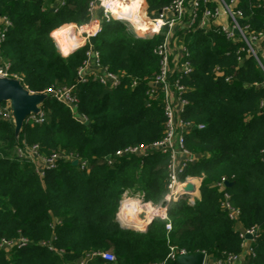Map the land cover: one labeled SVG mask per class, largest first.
Wrapping results in <instances>:
<instances>
[{"label": "trees", "instance_id": "1", "mask_svg": "<svg viewBox=\"0 0 264 264\" xmlns=\"http://www.w3.org/2000/svg\"><path fill=\"white\" fill-rule=\"evenodd\" d=\"M170 1L144 0V7L153 15ZM52 3L0 0V15L10 21L0 45L1 61L30 91L74 85L78 98L71 110L46 94L40 104L43 121L23 122L17 133L13 121L0 115V240L27 239L24 246L0 249V264H79L82 259L105 264L100 256L87 258L97 251L111 252V264H149L162 261L170 247L224 259L242 251L238 227L256 229L247 264H264V73L256 61L249 55L238 61L241 43L215 30L196 29L187 35L191 71L181 79L188 87L182 117L203 127L184 136L185 147L199 155L184 176L201 178L199 198L193 205L185 196L168 203L169 231L158 218L136 229L116 219L123 193L129 188L141 192L144 201L161 204L168 157L154 153L142 163L123 158L109 175L104 156L163 136L162 105L147 94L148 81L158 70L152 49L162 35L142 37L125 20L102 21L92 45L120 84L100 98V83L75 81L87 46L64 55L51 35L63 31L62 24L87 22L88 0ZM239 7L242 24L264 26L262 0H239ZM133 79L137 83L130 88ZM6 104L0 102V109ZM23 143L36 144L44 157L58 151L76 154L87 160L88 169L60 158L40 176L27 158L16 156ZM222 178L232 185L219 186ZM224 193L239 211V222L221 209Z\"/></svg>", "mask_w": 264, "mask_h": 264}, {"label": "built area", "instance_id": "2", "mask_svg": "<svg viewBox=\"0 0 264 264\" xmlns=\"http://www.w3.org/2000/svg\"><path fill=\"white\" fill-rule=\"evenodd\" d=\"M63 1L52 0V7L62 5ZM117 1L119 0H88L87 10L90 17L87 22L62 24L60 25L62 28L66 27L63 28L64 32L58 36L53 35L51 32V35L61 52H65L76 43L87 46L85 57L76 71V82L94 80L100 83L103 89L111 91L120 84V78L116 73L110 71L107 66L101 64L99 53L93 47V42H91V38H95L100 32L102 21L122 19L127 21L136 34L142 37L153 38L162 35V40L152 49V53L158 59V70L152 79L148 81L147 94L152 98H158L162 105L165 117L163 136L150 143L126 146L107 154L104 156V163L108 169H114L115 165L123 158L136 157L142 163L144 158L154 153L167 155V192L162 203L157 206L152 205L147 212H143L142 217L129 220L133 221L131 227L141 228L152 218H158L165 221V230L169 231L171 224L167 217L168 203L185 196L187 203L193 205L198 199L195 195L199 189V185L191 180L193 176H184L185 169L194 164L199 158L198 154L191 153L185 147L184 136L193 128L200 129L203 127V124H194L182 117L184 107L188 104V100L183 97V93L188 90V87L181 83V79L191 71V64L188 60L190 53L186 37L196 29L220 32L227 40L241 43L236 51L238 61L243 59V55H249L264 73V44H262L264 26L251 29L248 24L240 22L244 18V13L239 7V0H171L168 4L161 6L153 15L147 14L144 0H125L121 6H115ZM262 1L264 3V0ZM137 22L142 23L146 30H139L138 25H136ZM9 25L10 21L7 16L0 15V45ZM214 71L221 72L218 66L214 67ZM3 77L20 81L17 74L10 71L9 64L0 59V78ZM230 80V76L225 77V81L230 82ZM136 83L137 80L133 79L129 87H134ZM74 89V85L50 86L39 93H45L63 101L73 110L78 103ZM0 115L12 120L8 103L5 107H1ZM80 118L83 121L86 120L83 115H80ZM42 121L43 115L40 111L37 114L28 115L24 123L34 124ZM15 154L19 158H27L34 165L35 172L40 176L44 170L52 168L60 158L72 162L76 161L81 169H88L87 160L80 159L76 154H64L58 151L44 157L38 152L36 144L27 145L23 143L21 146L16 147ZM224 181L226 179L222 178L218 185L224 187ZM187 185L191 186L190 190L185 189ZM220 206L230 219L239 222V211L229 203V194H223ZM122 213H116V219L121 223L128 219L121 217ZM237 229L242 239V251L239 254H229L224 259H211L204 253L203 264H232L241 261L247 264L253 254L251 241L255 236L256 229L254 227H238ZM247 235L250 238H247ZM26 242L27 239L21 235L15 239H1L0 249L8 251L24 246ZM183 253L186 252L170 247L168 254L162 261L149 264H166L168 260H175L178 254ZM94 256H100L105 264H111L115 260L114 255L109 251H97L87 256V258ZM79 264H87L86 259H82Z\"/></svg>", "mask_w": 264, "mask_h": 264}, {"label": "water", "instance_id": "3", "mask_svg": "<svg viewBox=\"0 0 264 264\" xmlns=\"http://www.w3.org/2000/svg\"><path fill=\"white\" fill-rule=\"evenodd\" d=\"M93 41L94 38H91V42ZM80 46L82 45L77 43L72 45L65 51L64 55L74 51ZM110 93L111 90L103 89L100 98ZM45 96V93H30L17 79L4 77L0 78V102H7L10 107L15 133L20 130L25 118L28 115L37 114L40 112V104ZM85 124H87V122H85ZM75 163L76 161H73V164ZM113 172L114 169H108L109 175H112ZM224 185L230 186L232 185V182L226 180L224 181ZM185 189L190 190L191 186L187 185ZM132 224L133 221L129 219L122 221V225L131 226ZM136 229L140 228L138 227ZM247 238H250V236L247 235ZM204 257V252H197L194 254H178L175 258L174 264H203Z\"/></svg>", "mask_w": 264, "mask_h": 264}, {"label": "rangeland", "instance_id": "4", "mask_svg": "<svg viewBox=\"0 0 264 264\" xmlns=\"http://www.w3.org/2000/svg\"><path fill=\"white\" fill-rule=\"evenodd\" d=\"M61 53L64 54L65 52ZM141 195L142 194L140 192H133L131 189L127 188L123 193L122 200L120 201V205L116 213H121L125 210L132 212L133 210L136 212V218L142 217L143 212H147L148 209L152 207V204L144 201L143 198H141Z\"/></svg>", "mask_w": 264, "mask_h": 264}, {"label": "bare ground", "instance_id": "5", "mask_svg": "<svg viewBox=\"0 0 264 264\" xmlns=\"http://www.w3.org/2000/svg\"><path fill=\"white\" fill-rule=\"evenodd\" d=\"M124 1H125V0H119V1H117V2L115 3V6H121V5L123 4ZM136 25H138L139 30H146L145 26L142 25V23H138V22H137ZM55 36H58V34L55 35ZM136 207H137V206H136ZM121 217L128 218V219H135V218H136V212L133 211V210H132V212H130L129 210H125V211L122 213Z\"/></svg>", "mask_w": 264, "mask_h": 264}, {"label": "crops", "instance_id": "6", "mask_svg": "<svg viewBox=\"0 0 264 264\" xmlns=\"http://www.w3.org/2000/svg\"><path fill=\"white\" fill-rule=\"evenodd\" d=\"M60 30H63V29H60ZM60 30H55V31H60ZM54 31V32H55ZM62 32H64V30L63 31H61V32H58L57 34L59 35V34H61ZM192 181H193V183H195L196 185H200V180H201V178H199V177H192V179H191ZM195 196H197L198 198H199V189H198V191H197V193H196V195ZM211 263V262H210ZM232 264H245V262H234V263H232Z\"/></svg>", "mask_w": 264, "mask_h": 264}]
</instances>
